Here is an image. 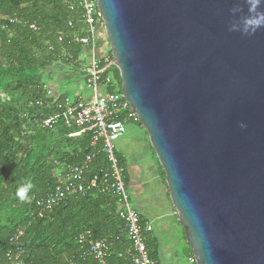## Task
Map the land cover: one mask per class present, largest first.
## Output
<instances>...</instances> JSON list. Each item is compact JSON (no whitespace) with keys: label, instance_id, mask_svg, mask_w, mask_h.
Instances as JSON below:
<instances>
[{"label":"water","instance_id":"water-1","mask_svg":"<svg viewBox=\"0 0 264 264\" xmlns=\"http://www.w3.org/2000/svg\"><path fill=\"white\" fill-rule=\"evenodd\" d=\"M95 1L195 264H264V28L229 30L243 0Z\"/></svg>","mask_w":264,"mask_h":264},{"label":"trees","instance_id":"trees-1","mask_svg":"<svg viewBox=\"0 0 264 264\" xmlns=\"http://www.w3.org/2000/svg\"><path fill=\"white\" fill-rule=\"evenodd\" d=\"M85 36L78 0H0V264H9L6 253L20 228L22 264H97L87 255L88 246L79 242L86 233L111 243L108 264H128L118 256L130 243L120 234L124 223L111 196L87 193L67 199L42 218L36 212V200L46 197L58 177L92 151L91 127L80 131L41 125L58 112L48 97L50 70L60 65L79 74L76 62L85 51L79 40ZM105 76L114 83L108 92L122 93L118 69L106 70ZM134 125L142 127L139 121ZM118 159L128 187L127 162L121 155ZM107 169L106 157L98 155L87 178ZM28 183L33 185L31 203L21 202L17 191ZM147 247L157 261L159 247L153 237ZM187 256L194 259L190 248Z\"/></svg>","mask_w":264,"mask_h":264},{"label":"built area","instance_id":"built-area-1","mask_svg":"<svg viewBox=\"0 0 264 264\" xmlns=\"http://www.w3.org/2000/svg\"><path fill=\"white\" fill-rule=\"evenodd\" d=\"M82 9L83 20L86 26V36L79 42L85 51L77 60L79 74L83 78L85 90L90 93L88 97H78L72 100L65 94L56 95L52 90L48 97L56 105L58 112L41 122L44 129L55 128L62 124L68 129L91 127L93 132L92 151L85 157L80 165L69 168L58 177L57 185L46 196L35 202L39 218L52 209L63 204L73 196L87 193H98L114 198L118 207V216L124 223L120 234L129 241V247L120 253V259L128 264H159L150 256L147 240L153 235L151 223L143 220L136 210L130 195L129 188L124 181V169L120 166L116 143L126 135L127 126L139 121L136 114L131 111V106L122 93L115 91L109 93L108 89L114 85L111 76H105L106 70L115 67L110 49L102 45L99 54V40L108 42L104 21L95 0H78ZM30 29L36 31L35 25ZM108 46V45H106ZM108 48V47H107ZM65 96L64 102L59 98ZM38 105V104H37ZM104 155L108 169L101 176L94 175L89 179L91 167L98 155ZM24 230L18 229L10 242V249L6 253L9 264H22L23 249L20 239ZM90 233L80 236V244L88 246L87 255L92 257L97 264H108L110 259L111 243L107 240H93ZM192 263L194 259L190 260Z\"/></svg>","mask_w":264,"mask_h":264},{"label":"rangeland","instance_id":"rangeland-1","mask_svg":"<svg viewBox=\"0 0 264 264\" xmlns=\"http://www.w3.org/2000/svg\"><path fill=\"white\" fill-rule=\"evenodd\" d=\"M103 44L106 50L110 49L108 43L106 44L104 41ZM50 83L53 84L54 81L49 80L48 85H51ZM61 85L68 96L74 100V91L72 92L71 89L68 88L70 85L66 83ZM81 92L85 97L90 95V93L85 90L84 83H82ZM116 152L124 157L127 165L130 167L128 169L131 174H141L145 180H150L153 172L156 171L158 167L161 168L150 147L148 136L143 127L129 124L127 126L126 135L116 143ZM131 199L132 202H134L133 197ZM146 215L153 223L155 233L160 237V241L164 248L163 259L165 264H193L187 256L188 249L182 239L183 231L178 222H176L170 206L168 204H163L157 208L152 207L146 210Z\"/></svg>","mask_w":264,"mask_h":264},{"label":"crops","instance_id":"crops-1","mask_svg":"<svg viewBox=\"0 0 264 264\" xmlns=\"http://www.w3.org/2000/svg\"><path fill=\"white\" fill-rule=\"evenodd\" d=\"M102 45H103V42L99 40V45H98L99 54L102 53ZM50 72H51V78H49L48 80L54 81V83L53 84L50 83L51 85H49V87L54 92V94L56 95L65 94L67 97H69L67 92H65L64 89H62L61 87L62 86L61 84L66 83L67 85H70L68 86V88H70L72 92L74 91V94H75L73 95L74 100L78 99V97H85L81 92L82 83L84 82L82 79L83 77L80 76V74H75L73 72L65 70L60 65L54 66L50 70ZM128 168L130 167L128 166ZM128 172H129V169H128ZM128 179H129L128 188L132 195L131 198L133 197L134 199L133 204L136 210L138 211V213L140 214L141 218L151 223L153 226V223L148 219V216L146 215V210L151 209L152 207L157 208V207L162 206L163 204H168L171 208V212L173 216L176 219V222H178V224L180 225L183 231L182 239L184 243L186 244L187 249L189 251V247L186 242V239H184L185 237L184 230L178 220V216L170 201L169 190L167 188L165 180L162 179L159 167L156 171L153 172L152 178L150 180H145L144 177L141 176V174L134 175L133 173L131 174L130 172L128 173ZM151 237H153L156 240L158 247H159V250H158L159 259L157 260V262L159 264H165V261L163 259L164 248L160 241V237L155 233L154 226H153V235ZM189 259L191 260L190 257Z\"/></svg>","mask_w":264,"mask_h":264},{"label":"clouds","instance_id":"clouds-1","mask_svg":"<svg viewBox=\"0 0 264 264\" xmlns=\"http://www.w3.org/2000/svg\"><path fill=\"white\" fill-rule=\"evenodd\" d=\"M244 4L247 5V14L239 16L238 20H234L230 24L229 30L251 36L259 29L264 28V0H243V4L238 3L231 9L234 17L244 10ZM240 127L246 128L247 125L242 122ZM32 187L33 185L28 183L18 189L17 196L21 202L31 203L28 192Z\"/></svg>","mask_w":264,"mask_h":264}]
</instances>
